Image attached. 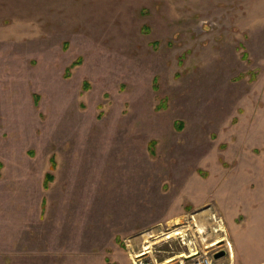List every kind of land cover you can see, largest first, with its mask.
<instances>
[{
	"label": "rangeland",
	"instance_id": "374dc122",
	"mask_svg": "<svg viewBox=\"0 0 264 264\" xmlns=\"http://www.w3.org/2000/svg\"><path fill=\"white\" fill-rule=\"evenodd\" d=\"M200 256L264 264V0H0V264Z\"/></svg>",
	"mask_w": 264,
	"mask_h": 264
},
{
	"label": "bare ground",
	"instance_id": "6f19581e",
	"mask_svg": "<svg viewBox=\"0 0 264 264\" xmlns=\"http://www.w3.org/2000/svg\"><path fill=\"white\" fill-rule=\"evenodd\" d=\"M198 226V225H197ZM199 232L200 233H203L204 232V227H199ZM166 234H168V237H173V236H180V235H183L184 234V232L183 231H181V230H179L178 228L177 229H175V230H172L171 232H167ZM155 236V235H154ZM145 237H146V241H145V245H144V247H145V251H147V252H145V253H150V249L152 248L151 247V245L153 244L152 243V241H151V237H152V235L151 234H149V233H146L145 234ZM168 237H165V238H168ZM158 238V237H157ZM153 240V239H152ZM155 242V241H154ZM216 243H213V244H211V245H209V246H213V245H215ZM229 245H228V249L229 248H231V250H230V256L231 257H233L234 255H233V247H230V243H228ZM232 252V253H231ZM173 261V259H169V260H167L164 264H169L170 262H172Z\"/></svg>",
	"mask_w": 264,
	"mask_h": 264
},
{
	"label": "built area",
	"instance_id": "2783aa9c",
	"mask_svg": "<svg viewBox=\"0 0 264 264\" xmlns=\"http://www.w3.org/2000/svg\"><path fill=\"white\" fill-rule=\"evenodd\" d=\"M213 261V258L209 256H200L199 258L194 260L192 264H212Z\"/></svg>",
	"mask_w": 264,
	"mask_h": 264
},
{
	"label": "water",
	"instance_id": "95a60500",
	"mask_svg": "<svg viewBox=\"0 0 264 264\" xmlns=\"http://www.w3.org/2000/svg\"><path fill=\"white\" fill-rule=\"evenodd\" d=\"M228 252L225 249H222L218 251L217 253L214 254V259L215 260H220L222 258H225L227 256Z\"/></svg>",
	"mask_w": 264,
	"mask_h": 264
}]
</instances>
